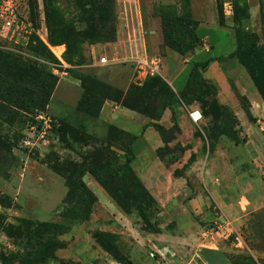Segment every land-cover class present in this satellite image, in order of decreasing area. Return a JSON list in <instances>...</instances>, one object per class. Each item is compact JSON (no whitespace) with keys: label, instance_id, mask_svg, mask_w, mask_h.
Returning a JSON list of instances; mask_svg holds the SVG:
<instances>
[{"label":"rangeland","instance_id":"374dc122","mask_svg":"<svg viewBox=\"0 0 264 264\" xmlns=\"http://www.w3.org/2000/svg\"><path fill=\"white\" fill-rule=\"evenodd\" d=\"M18 1L33 33L0 41V264L15 257L21 264H264V79L262 96L236 57L219 59L225 78L208 80L207 68L198 69L196 94L172 106L177 129L143 134L154 123L172 126L171 112L162 110L170 80L144 77L131 60L144 50L162 66L175 64L169 54L191 57L201 46L191 29L203 22L226 30L212 36V55L229 52L232 36L234 50L242 40L243 52L250 47L264 57V0ZM104 56L107 64L99 65ZM170 82L182 90L186 74ZM247 90L260 103L253 122ZM110 102L138 115L127 127L137 135L106 121ZM232 108L248 123L241 126ZM194 110L197 123L189 119ZM40 114L49 129L36 120ZM30 122L39 131L33 139ZM128 147L132 175L102 185L89 175L110 170ZM82 173L94 198L67 193L66 181ZM134 177L154 199L145 221L105 191L126 203L137 189ZM88 202L90 215L77 223ZM41 224L69 232L44 256H30L28 238ZM95 232L107 235L114 254L92 238Z\"/></svg>","mask_w":264,"mask_h":264},{"label":"trees","instance_id":"16d2710c","mask_svg":"<svg viewBox=\"0 0 264 264\" xmlns=\"http://www.w3.org/2000/svg\"><path fill=\"white\" fill-rule=\"evenodd\" d=\"M192 30V35L199 44L201 43V36L198 34V25L195 24V26L191 29ZM164 42L166 44L167 39L164 38ZM254 46V44L252 45ZM243 41L239 40L237 41L236 48L235 50L229 55L230 58L236 57L242 67L246 70L247 74L249 75V78L257 91L263 96L262 94V87L259 84L260 80L264 79V57H261V53L259 52H253L250 47L246 51L243 52ZM214 50V45L211 43L209 52ZM247 54L253 55L249 56ZM199 56V55H198ZM195 56L191 59V61L188 63V66L184 69L182 74H186V82L184 84V87L182 90L179 91H174V89L170 86L169 88V99L165 101L163 104L162 110H169L171 112V117H170V122L172 126L169 129H164L163 127L157 125L156 123L149 125L147 127L153 128L156 132L159 134L166 133V132H172L173 130L177 129V123L176 119L173 116V109L172 106L177 104V102H182L184 104L189 103V101L193 98V96L196 94L197 86H198V81L199 79L196 77V74L199 72L197 71L198 69L203 71L207 68L209 63L213 60L211 57H203L200 56L197 59H194ZM159 78L160 76H153L150 77L152 79L154 78ZM156 78V79H157ZM202 79V77H200ZM56 86V81L53 82L52 85H50V88L48 92L45 94L46 95V101L51 97L53 90H55ZM175 92V93H174ZM46 101H43L44 103ZM43 107V106H42ZM126 107V106H122ZM128 108V107H126ZM129 109V108H128ZM131 110V109H130ZM249 121H255L253 119L249 112H246ZM31 124H35L33 122H30L28 126ZM145 129V128H144ZM124 132V131H123ZM125 134H128L124 132ZM122 160H114L113 165L111 166L112 168L106 169L103 168L100 174H95V173H89L91 177L97 182L102 185V181L104 179H114V178H119V177H128L132 175L131 169H130V164L134 159V154L133 150L131 147H128L125 154L121 158ZM124 172V173H123ZM84 176V173L80 175V178L78 181H75L73 183H69L66 181V186L68 188V192L70 191L75 192L76 194L82 193L85 197L91 198L93 197L92 193L86 188L85 184L81 181V178ZM135 178V177H134ZM135 186L136 190H133L131 194L127 195V202L122 203L117 196L109 191L108 189L105 188V191L109 198L123 211H128V208L131 206L134 208V210L140 215L142 220H146V214L145 210L150 209L154 205V199L153 197L149 194V192L143 187V185L135 178ZM103 187V186H102ZM68 195V194H67ZM94 198V197H93ZM131 202L129 203L128 201ZM84 201V200H80ZM86 206V210L84 215L78 218L77 223H83L84 221L87 220L88 216L91 213V202H88ZM41 230L37 231L36 233L32 234L28 238V249H26V253L29 254L30 256L34 257H41L47 254L52 247L53 244L57 243L56 239L60 236H63L69 232V229L66 228H61L57 224H41ZM107 235L101 233V232H95L92 234V238L95 239L100 246L106 250L109 254H114L113 251L105 246V241ZM21 264V260L19 257H15L13 261L10 264L17 263Z\"/></svg>","mask_w":264,"mask_h":264},{"label":"crops","instance_id":"0c3cea01","mask_svg":"<svg viewBox=\"0 0 264 264\" xmlns=\"http://www.w3.org/2000/svg\"><path fill=\"white\" fill-rule=\"evenodd\" d=\"M206 21L211 22L212 20H210V21L206 20ZM201 27L207 28V29H203L204 30L203 34L200 33L201 34L200 36L202 38L201 43H200V45H201L200 48L198 50H196L195 53L189 58H184V57H181V56L176 55V54L175 55L169 54V56L174 59L175 64L169 63L167 65L165 64L162 66V63H161V75H163L164 78H165V74H166L167 76H169L170 81H173V80L175 81L180 75H182L184 69L186 68V66H188V63L191 61V59L194 56H195L194 59H197L200 56L211 57L213 59L209 63L206 71L203 74V77L205 79H208V80H214L215 79L218 81L220 79V81H221L222 79L225 78V75L223 74V72L221 70L222 65H220L223 62H220L221 60H219V59H226L233 52L234 42L232 41L233 40L232 36L230 35L231 40L229 41V45H230L229 52H224L225 53L224 56H222L223 52L221 54H219V56H214V55H212L214 50L209 52V48H210L211 43L214 45V43L211 40L212 36L221 32V30H225V29H222L216 25H213V23L209 24L207 22L206 23L203 22V23L198 25V28L202 29ZM228 36H229V34H228ZM225 63H228V65H229V62H225ZM238 73L241 75L242 80H244V78H247V80H249L245 72L238 71L237 74ZM244 76H246V77H244ZM165 81L171 86L172 82L167 81L166 79H165ZM250 92H252V91H248V94L246 95L247 99H249V101H250L249 114L253 119H255L257 117V113L260 109L259 108L260 103L258 102L257 97L254 96L253 94H251ZM245 94H246V92H245ZM102 108H103V110L105 109L104 106ZM232 110H233L236 118L240 122L241 126H244L245 123H248V120H247V117H246V114L244 111H242L241 109H233V108H232ZM137 117H138V115L136 113L131 112L122 106H118L116 104H113L112 102H110L106 105V121L109 122L110 125H113V126L119 128L120 130L128 133V134L137 135V134L130 132L127 128V127L131 126L129 123L138 122ZM180 118H181V115H180ZM150 129L153 130V128H151V127L145 128L143 130V134H145ZM145 130H146V132H145ZM149 138H151L153 140L152 142L155 143V141H156L155 136L149 137Z\"/></svg>","mask_w":264,"mask_h":264},{"label":"built area","instance_id":"2783aa9c","mask_svg":"<svg viewBox=\"0 0 264 264\" xmlns=\"http://www.w3.org/2000/svg\"><path fill=\"white\" fill-rule=\"evenodd\" d=\"M224 14L226 16H229L231 14V10L229 9L226 11L224 9ZM27 16V15H26ZM27 18V19H26ZM22 16V11L19 7V1L18 0H0V41L3 40H10L13 37L15 39H27L31 36L33 33L32 26L30 23H27L28 17ZM116 59L118 57L117 53H114L112 56ZM133 64H137V66H143V73L144 77L149 76H162L161 75V60L159 57L155 55L147 54V52L144 50L143 52L139 53V56L136 58H131ZM141 61V63H139ZM108 62V58L106 56L100 58L98 60L99 65H106ZM189 119L193 123H197L201 120V114L194 110L189 113ZM36 120L42 121L44 126L49 129V123L51 122L48 117H45V114H41L36 116ZM27 130V136L29 138H34L36 134L39 133L38 127L36 124H31L26 128ZM41 130H44V127L41 128ZM261 132H264V129L261 128ZM45 131L40 132V138L43 139L45 136ZM27 140L24 142L25 144L28 143ZM226 225V224H225Z\"/></svg>","mask_w":264,"mask_h":264},{"label":"bare ground","instance_id":"6f19581e","mask_svg":"<svg viewBox=\"0 0 264 264\" xmlns=\"http://www.w3.org/2000/svg\"><path fill=\"white\" fill-rule=\"evenodd\" d=\"M58 56V55H57Z\"/></svg>","mask_w":264,"mask_h":264}]
</instances>
